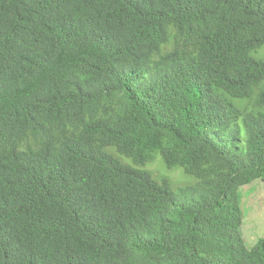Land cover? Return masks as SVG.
Instances as JSON below:
<instances>
[{
    "label": "trees",
    "instance_id": "16d2710c",
    "mask_svg": "<svg viewBox=\"0 0 264 264\" xmlns=\"http://www.w3.org/2000/svg\"><path fill=\"white\" fill-rule=\"evenodd\" d=\"M263 47L264 0H0V264H264Z\"/></svg>",
    "mask_w": 264,
    "mask_h": 264
},
{
    "label": "rangeland",
    "instance_id": "374dc122",
    "mask_svg": "<svg viewBox=\"0 0 264 264\" xmlns=\"http://www.w3.org/2000/svg\"><path fill=\"white\" fill-rule=\"evenodd\" d=\"M258 59L264 58V47L254 54ZM120 160L132 164L131 161L120 157L113 148L107 150ZM150 173L157 182L166 181L172 190L179 192V189L194 188L197 185L195 177L186 174L183 169H167L161 158L157 156L153 163L136 167ZM240 206L243 211L244 220L242 234L248 247L253 246L258 239L264 238V183H254L240 189Z\"/></svg>",
    "mask_w": 264,
    "mask_h": 264
}]
</instances>
